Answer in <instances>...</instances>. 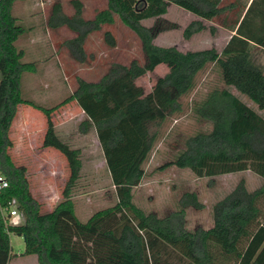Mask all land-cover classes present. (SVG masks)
Listing matches in <instances>:
<instances>
[{"label":"trees","instance_id":"obj_1","mask_svg":"<svg viewBox=\"0 0 264 264\" xmlns=\"http://www.w3.org/2000/svg\"><path fill=\"white\" fill-rule=\"evenodd\" d=\"M17 0H0V173L9 187L0 194V264L11 259L10 233L25 238V254L36 255L39 264H264V117L238 95L249 97L264 109V68L253 57V48L264 49V0H108V6L94 18L83 15V2L72 0L73 14L61 3L52 7L48 26L68 27L75 36L66 42L80 60L86 58L89 35L112 25L115 17L140 39L145 63H114L95 82L78 80L76 92L61 105L46 108L22 97L21 79L33 65L22 61L16 46L26 29L13 15ZM177 5L200 19L185 29L191 38L204 29L201 20L221 19L219 26L234 32L221 51L216 48L183 52L176 46H160L154 40L169 30L160 20L171 5ZM158 18L152 27L145 19ZM172 28V27H171ZM105 42L116 46L110 31ZM156 63L169 66L157 80V90L166 96L167 112L180 110V99L196 86L197 76L207 65L215 64L227 87L216 88L196 103L195 113L211 124L185 141V148L159 169H188L198 177H216L252 171L263 179L249 191L242 179L213 206L214 224L209 229L189 230L185 210L202 209L195 192H186L180 208L164 217L145 213L131 198V191L145 177L144 163L156 142L150 118L152 103L140 97L124 107L111 92L123 80L135 81ZM76 101L85 113L82 133L96 132L107 169L118 197L117 204L94 214L87 222L76 215L73 189L80 177L81 151L58 135L52 119L62 105ZM26 104L47 117L43 146L59 151L67 160L69 177L62 201L53 210L41 212V204L31 190L27 167L17 165L9 152L13 146L10 129L19 106ZM16 199L24 217L20 224H6L3 208Z\"/></svg>","mask_w":264,"mask_h":264},{"label":"rangeland","instance_id":"obj_2","mask_svg":"<svg viewBox=\"0 0 264 264\" xmlns=\"http://www.w3.org/2000/svg\"><path fill=\"white\" fill-rule=\"evenodd\" d=\"M71 1L17 0L13 7V15L26 29L16 46L23 52L22 61L32 64L34 68L22 75V97L42 107L61 105L76 92L79 79L98 81L114 63L129 64L133 59L145 63L140 39L118 16L112 25L103 26L100 31L89 35L85 44L86 58L81 61L79 55L74 54L66 44L75 33L66 26L54 29L48 26L53 5L61 3L65 13L71 15L75 11ZM81 1L86 19L94 18L98 11L108 6V0ZM198 19L191 12L171 5L168 13L160 19L162 25L170 29L159 33L155 44L176 46L183 52L207 48L221 51L232 36V32L219 26L221 19L201 20L206 29L189 39L185 37L187 26ZM158 21V18L145 19L142 24L152 27ZM106 31L115 37V47L105 42ZM253 57L264 68V49L254 47ZM154 65L137 80L126 78L111 87V92L124 107L140 97L149 98L152 103L149 117L161 120L151 126L157 139L143 165L145 177L131 191L132 201L145 213L152 212L164 217L180 208L184 193L195 192L204 207H189L185 210L186 226L189 230L209 229L214 224L212 210L217 201L229 194L242 179L249 191L259 188L263 179L252 171L209 178L198 177L188 169L174 166L159 169L185 148V141L189 137L211 130V124L201 120L194 107L212 90L227 86L221 79L219 68L209 64L197 76L195 88L180 99V110L169 115L166 114V96L156 87L158 78L168 72L169 66L164 63ZM231 90L264 117V109H260L248 96L238 93L234 88ZM52 119L62 140L81 151L82 166L73 189L72 201L77 217L87 222L97 212L112 208L118 202L103 150L94 130L86 134L81 132L80 125L86 116L76 101L59 107ZM46 129L47 117L44 113L26 104L19 106L10 129L13 146L9 152L17 165L27 167L31 190L41 204V212L53 210L62 201V191L69 177L66 158L59 151L43 146ZM18 213L19 222L22 223L24 219L19 210ZM9 236L11 259L8 264H39L36 255L25 254L23 236L12 233Z\"/></svg>","mask_w":264,"mask_h":264},{"label":"built area","instance_id":"obj_3","mask_svg":"<svg viewBox=\"0 0 264 264\" xmlns=\"http://www.w3.org/2000/svg\"><path fill=\"white\" fill-rule=\"evenodd\" d=\"M8 187H9V182L7 178L3 174L0 173V194ZM16 202L17 200L13 199L11 200V202H9L7 206L3 208L4 221L6 224H20L21 223L19 222L20 214L18 213V207L16 206Z\"/></svg>","mask_w":264,"mask_h":264},{"label":"crops","instance_id":"obj_4","mask_svg":"<svg viewBox=\"0 0 264 264\" xmlns=\"http://www.w3.org/2000/svg\"><path fill=\"white\" fill-rule=\"evenodd\" d=\"M223 29H225V28H223ZM227 30V29H226ZM228 31H230V30H228ZM230 32H232V31H230ZM232 34H234V32H232ZM84 134H86V133H84Z\"/></svg>","mask_w":264,"mask_h":264}]
</instances>
